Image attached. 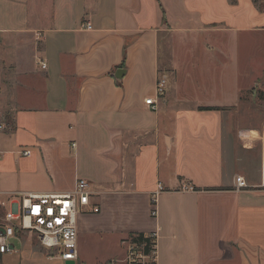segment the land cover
Here are the masks:
<instances>
[{
  "label": "crops",
  "instance_id": "1",
  "mask_svg": "<svg viewBox=\"0 0 264 264\" xmlns=\"http://www.w3.org/2000/svg\"><path fill=\"white\" fill-rule=\"evenodd\" d=\"M262 44L255 0H0V202L91 189L75 261L17 232L0 264H126L134 232L155 264H264V128L228 122Z\"/></svg>",
  "mask_w": 264,
  "mask_h": 264
},
{
  "label": "built area",
  "instance_id": "2",
  "mask_svg": "<svg viewBox=\"0 0 264 264\" xmlns=\"http://www.w3.org/2000/svg\"><path fill=\"white\" fill-rule=\"evenodd\" d=\"M86 28L92 25L88 22ZM43 68L47 64L42 63ZM165 91V80L159 79L157 92L162 95ZM146 104L156 108V100L153 97L145 100ZM11 128L6 116L0 108V135ZM24 155H30L31 150L22 151ZM0 151V159H1ZM237 187L242 189L249 185L241 175L236 176ZM162 190V186H159ZM2 190L0 188V195ZM157 195V194H156ZM154 196V199L156 197ZM91 189L86 179H78L75 189L65 193L25 192L17 199L11 197L9 208L0 214V253L13 250L11 239L17 232H29L34 234L40 244L50 249V256L62 261H75L79 256V214L89 205ZM153 199V201H154ZM6 202H0L5 206ZM98 211L99 208H95ZM153 209V214L155 213ZM156 239V234H150ZM156 245L152 251L146 254L141 247L132 241L127 242L126 264H155ZM152 260V261H150Z\"/></svg>",
  "mask_w": 264,
  "mask_h": 264
},
{
  "label": "rangeland",
  "instance_id": "3",
  "mask_svg": "<svg viewBox=\"0 0 264 264\" xmlns=\"http://www.w3.org/2000/svg\"><path fill=\"white\" fill-rule=\"evenodd\" d=\"M197 55L202 58L203 53L200 51L197 53ZM244 56L245 53H241V64L243 67V69L241 68V71H243L244 73V77L242 78V80L250 81L251 83L246 86V89L241 95V101L239 102V105H237V108L240 110L241 114L239 115V112L234 111V115L228 118V122L233 126H242L243 129L254 128L262 131L264 128V44H262L261 50H257L254 55L251 54L252 58L250 63H247L245 59H243ZM217 57L220 58V54H217ZM217 71L221 72V69H218ZM200 77L204 78L202 75L197 74V78ZM258 81H260L259 84L254 85V83H257ZM262 86L263 89H261ZM254 90H256V92H254ZM259 149L260 146L258 145L254 152L256 155L248 157L249 160L246 159V162L248 163V165L246 164V166H250L252 170H255V162H257V153ZM8 208L9 207L7 204L5 206V209ZM12 241L18 244L16 239H12ZM34 243L40 246L39 240L36 236H34ZM88 247L92 252L98 251V249H102L99 244L95 243L94 240L90 241ZM42 248L48 253L52 252L48 248Z\"/></svg>",
  "mask_w": 264,
  "mask_h": 264
},
{
  "label": "trees",
  "instance_id": "4",
  "mask_svg": "<svg viewBox=\"0 0 264 264\" xmlns=\"http://www.w3.org/2000/svg\"><path fill=\"white\" fill-rule=\"evenodd\" d=\"M259 3V7H264V0H255ZM204 109H216V108H204ZM9 123L10 120L8 119ZM129 240L137 243L141 249L146 253H150L156 245V239H154L150 234H145L144 232H134L129 235Z\"/></svg>",
  "mask_w": 264,
  "mask_h": 264
}]
</instances>
